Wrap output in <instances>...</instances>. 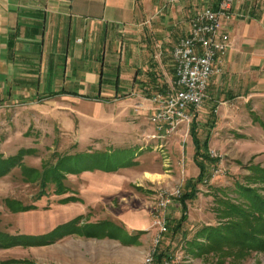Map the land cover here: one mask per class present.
Instances as JSON below:
<instances>
[{"label": "rangeland", "instance_id": "obj_1", "mask_svg": "<svg viewBox=\"0 0 264 264\" xmlns=\"http://www.w3.org/2000/svg\"><path fill=\"white\" fill-rule=\"evenodd\" d=\"M203 4L200 6L212 7ZM192 15L185 16V20ZM169 39L167 43L172 47L174 34ZM169 50L164 51L165 57L162 51L160 57L163 75L170 83L145 82L137 99L27 96L0 104V168L2 161L10 157L17 163L0 174V264H89L87 259L99 256V251L92 254L93 242L86 237H72L54 245L52 238L33 236L43 225L51 226L71 214L74 205L80 208L84 204L68 188L79 183L89 188L87 182L92 185L106 180L87 178L84 171L118 169L132 180L129 188L133 192L123 196L127 202L136 200L148 209L151 219L146 237H140L134 248L139 259L130 260L131 253L125 252V262L119 264H146L147 258V264H264V246L255 249L229 238L217 240L222 245L213 249V241L199 235L204 227L224 229L235 221L232 215H226L224 202L244 208L246 214H255L250 204L254 195L245 189L264 198V96L245 99L240 108L228 105L220 111L218 103L205 105L206 92L202 106L193 111L189 123L154 142L150 114L140 111L149 112L151 96L166 90L173 80L172 70L165 65L172 63ZM214 118L221 119L216 129L212 127ZM193 133L201 144V153L215 162H207L206 181L196 183L195 197L186 200L185 218L177 226L182 214L181 196L199 173L194 162ZM74 174L76 177L70 179ZM107 180L111 183L115 179ZM59 184L62 189H58ZM174 189H179L180 196L170 197L166 207L157 211L161 192L171 193ZM118 199L117 195L113 205H107L115 210ZM23 206L33 208L13 210ZM153 214L160 215L165 231L158 233L155 229ZM89 218V214L79 216L73 223ZM110 220L105 218V223ZM80 225L84 234L95 228ZM107 230L114 231L109 227ZM1 237H11L12 243L5 245ZM257 238L264 239V235L258 234ZM158 253L163 254L160 261Z\"/></svg>", "mask_w": 264, "mask_h": 264}, {"label": "crops", "instance_id": "obj_2", "mask_svg": "<svg viewBox=\"0 0 264 264\" xmlns=\"http://www.w3.org/2000/svg\"><path fill=\"white\" fill-rule=\"evenodd\" d=\"M216 2L0 0V104L27 96L137 99L145 82L170 83L162 72V51L170 49V59L175 42L188 32L185 16L190 17L202 3L214 7ZM223 29L229 33L230 47L222 57L221 73L209 80L205 102L218 103L220 111L228 105L240 108L245 99L264 96V0H233ZM173 34L176 40L170 47L167 42ZM165 65L174 78L173 64ZM145 111L140 112L151 114V102L149 112ZM219 122L220 118L213 121V129ZM151 131L153 141L160 142L152 124ZM118 170L84 171L87 178L106 180L92 185L87 182L89 188L81 183L68 188L84 204L80 208L74 205L71 214L51 226L43 225L32 236L52 238L54 245L68 238L86 237L93 242L92 254L99 251V256L87 259L89 264L123 263L125 252L131 253L130 260L137 261L140 256L134 248L140 237H146L151 219L149 210L140 207L138 201L127 202L123 193L133 192L129 188L132 180ZM107 179L115 180L109 183ZM117 195L119 207L114 210L107 204L113 205ZM86 214L89 220L73 223ZM107 217L111 218L109 224L105 223ZM82 223L95 228L84 234ZM107 227L114 231L109 233Z\"/></svg>", "mask_w": 264, "mask_h": 264}, {"label": "built area", "instance_id": "obj_3", "mask_svg": "<svg viewBox=\"0 0 264 264\" xmlns=\"http://www.w3.org/2000/svg\"><path fill=\"white\" fill-rule=\"evenodd\" d=\"M232 4L233 0H217L214 7L198 9L189 20L187 34L174 44L171 51L174 78L166 90L156 92L150 98L149 122L158 137H169L190 122L193 111L204 102L211 76L221 73L222 57L230 47L229 33L223 26L230 17ZM176 196H180L179 189L161 192L155 209H164L170 197ZM153 217L158 233L165 231L160 215L153 214ZM149 261L147 258L146 264Z\"/></svg>", "mask_w": 264, "mask_h": 264}, {"label": "trees", "instance_id": "obj_4", "mask_svg": "<svg viewBox=\"0 0 264 264\" xmlns=\"http://www.w3.org/2000/svg\"><path fill=\"white\" fill-rule=\"evenodd\" d=\"M193 140L195 144V152H194V162L196 166L199 169V173L195 179V183H193L192 180L188 182L190 185L188 187V191L182 194L180 199L182 214L180 217L179 223H177V226L180 225V223L184 220L185 215L184 212L186 211L187 205L186 200H191L195 197L196 192V183H201L204 179L207 177V162H215V159H209L208 155H204L201 153V144L196 136L195 133H193ZM206 146V143L204 144ZM7 160V161H6ZM5 163L2 161V168H0V174H4L6 171H8L10 168L15 166L16 160L14 157H10L6 159ZM264 174V173H263ZM44 178V177H43ZM46 179V178H44ZM264 182V180H263ZM240 188V187H239ZM62 189L61 185L59 184V188ZM245 191L249 193H253V201L250 204H253L252 207L255 210V214H250L245 212L244 208H241L240 206L234 205L229 202H224V205L226 207V215L231 216L234 218L235 221L230 222L231 225L226 226V228L221 229L217 226L214 227H204L199 232V235L207 237V239L213 241L211 244H213L214 248H219V243L217 240L227 241L229 238H232L231 240L236 241L237 243H240L242 245H246L247 247L251 248H262L264 246V239L263 238H257V235H264V198L255 193L254 190L251 189H245ZM43 195V193H39V196ZM29 208H33L30 206H23L14 208L15 211H24L28 210ZM232 212V213H231ZM178 228V227H174ZM143 231H139V233H142ZM224 232H230L229 235H226ZM5 238V239H4ZM11 237H1L3 241L5 242V245H9L12 243L10 241ZM216 240V241H215ZM202 247V246H201ZM163 254L158 253L157 260H161Z\"/></svg>", "mask_w": 264, "mask_h": 264}]
</instances>
